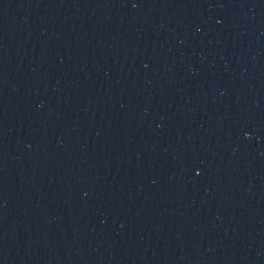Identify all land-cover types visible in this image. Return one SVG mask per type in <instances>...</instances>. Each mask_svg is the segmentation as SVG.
Here are the masks:
<instances>
[{"label":"water","instance_id":"95a60500","mask_svg":"<svg viewBox=\"0 0 264 264\" xmlns=\"http://www.w3.org/2000/svg\"><path fill=\"white\" fill-rule=\"evenodd\" d=\"M0 264H264V0H0Z\"/></svg>","mask_w":264,"mask_h":264}]
</instances>
